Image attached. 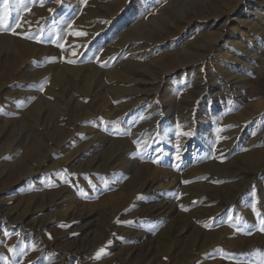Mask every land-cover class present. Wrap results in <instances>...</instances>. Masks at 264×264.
<instances>
[{
  "label": "rangeland",
  "instance_id": "rangeland-1",
  "mask_svg": "<svg viewBox=\"0 0 264 264\" xmlns=\"http://www.w3.org/2000/svg\"><path fill=\"white\" fill-rule=\"evenodd\" d=\"M9 10L0 264H264V0Z\"/></svg>",
  "mask_w": 264,
  "mask_h": 264
},
{
  "label": "snow or ice",
  "instance_id": "snow-or-ice-1",
  "mask_svg": "<svg viewBox=\"0 0 264 264\" xmlns=\"http://www.w3.org/2000/svg\"><path fill=\"white\" fill-rule=\"evenodd\" d=\"M84 3H87V0H84ZM3 7H4V14L2 16H0V27L5 28L6 30L11 31L13 34H15V28H8V23H9V0H3ZM50 12H54V9H49ZM69 27H71V24L68 25ZM15 27H20V23L17 22ZM72 35L75 36H84L86 35V33L84 32H73L71 33ZM27 39H33L34 36L33 35H27L26 36ZM61 39V37L57 36V40ZM55 42V41H54ZM58 47H60L61 49L64 48V44L60 43L58 44ZM73 55H75L76 53L73 52ZM69 63H75L76 61L74 60H69ZM106 66V65H105ZM186 135H190V133H186ZM158 162V161H156ZM119 222V221H117ZM261 224H264V220H261ZM208 225H205V227H207ZM261 231H264V228L261 229ZM111 243V242H109ZM105 252L104 248H101L97 254H96V258L99 259L101 257V254H103Z\"/></svg>",
  "mask_w": 264,
  "mask_h": 264
},
{
  "label": "bare ground",
  "instance_id": "bare-ground-1",
  "mask_svg": "<svg viewBox=\"0 0 264 264\" xmlns=\"http://www.w3.org/2000/svg\"><path fill=\"white\" fill-rule=\"evenodd\" d=\"M243 22H244V21H243ZM243 22H242V23H243ZM142 33H143V32H142ZM218 36H219V35L216 36V38H215L216 40L214 39V40L217 41V42H218L219 39H220ZM2 39H3V38H2ZM4 40H5V39H4ZM227 50H228V49H227ZM229 55H230V50L227 51V53L225 54V56L229 57ZM55 79H56V78H55ZM57 80H58V79H57ZM59 81H60V80H59ZM112 147H113V145H112ZM112 151H113V148H112L111 152H112ZM111 152H109L108 154L110 155ZM109 155H108V156H109ZM246 161H247V160H246ZM249 162H251V161H249ZM260 163H261V161H260V158H259V157H257L256 160H253V164H255V165H259ZM215 173H219V172H215ZM217 176H219V175H217ZM164 232H165V233H164L165 236H167L166 231H164ZM199 233H200V230H196V231H195V236H194V238H193L192 240H195V238L198 237ZM164 234L161 236V238H163V240H164V238H165Z\"/></svg>",
  "mask_w": 264,
  "mask_h": 264
}]
</instances>
